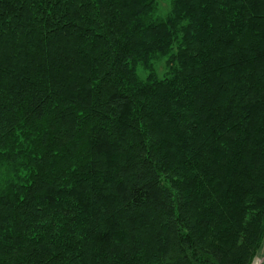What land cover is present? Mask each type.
I'll list each match as a JSON object with an SVG mask.
<instances>
[{"label": "trees", "instance_id": "trees-1", "mask_svg": "<svg viewBox=\"0 0 264 264\" xmlns=\"http://www.w3.org/2000/svg\"><path fill=\"white\" fill-rule=\"evenodd\" d=\"M263 239L264 0H0V264H252Z\"/></svg>", "mask_w": 264, "mask_h": 264}, {"label": "rangeland", "instance_id": "rangeland-1", "mask_svg": "<svg viewBox=\"0 0 264 264\" xmlns=\"http://www.w3.org/2000/svg\"><path fill=\"white\" fill-rule=\"evenodd\" d=\"M159 5H160V13L165 14L169 9V0H159ZM155 67H156V70L160 76H163L165 74V72L167 71V65H166L165 60L158 61L156 63ZM139 72H140L142 77H145L147 74V72L142 67H139ZM263 243H264V239H263ZM263 243H262L261 247L259 248L255 258L253 259L252 264H259V257L261 254H264ZM261 248H263V249H261Z\"/></svg>", "mask_w": 264, "mask_h": 264}, {"label": "crops", "instance_id": "crops-1", "mask_svg": "<svg viewBox=\"0 0 264 264\" xmlns=\"http://www.w3.org/2000/svg\"><path fill=\"white\" fill-rule=\"evenodd\" d=\"M264 245V243H263ZM263 249V248H261ZM259 264H264V254H261L260 257H259Z\"/></svg>", "mask_w": 264, "mask_h": 264}]
</instances>
